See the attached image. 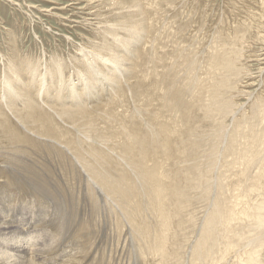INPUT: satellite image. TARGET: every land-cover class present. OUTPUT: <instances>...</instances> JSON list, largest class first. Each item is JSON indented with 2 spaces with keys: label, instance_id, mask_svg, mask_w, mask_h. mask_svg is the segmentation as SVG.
<instances>
[{
  "label": "rangeland",
  "instance_id": "rangeland-1",
  "mask_svg": "<svg viewBox=\"0 0 264 264\" xmlns=\"http://www.w3.org/2000/svg\"><path fill=\"white\" fill-rule=\"evenodd\" d=\"M108 1L0 0V264L227 262L221 208L239 213L264 191V0H144L147 34L120 59L108 58L118 41L106 30L131 0ZM156 159L180 193L162 207L146 170Z\"/></svg>",
  "mask_w": 264,
  "mask_h": 264
},
{
  "label": "bare ground",
  "instance_id": "bare-ground-1",
  "mask_svg": "<svg viewBox=\"0 0 264 264\" xmlns=\"http://www.w3.org/2000/svg\"><path fill=\"white\" fill-rule=\"evenodd\" d=\"M81 1V0H80ZM86 2V1H85ZM145 2L146 1H144V0H131V2H130V4H131V6L132 7H128V6H126V7H128L131 11L133 10V9H136V11L135 10H133L134 11V13L132 14V15H130L131 14V11L129 10L128 11V9L127 8H124L125 7V5L123 6V10H125V12H126V17L125 16H123L122 15V10H117V12H116V10H114L115 12H116V15H117V18H119V20L121 19L122 20V22H123V24H121L120 25V27H118V26H116L115 24H112L113 26L108 30H106L107 32H108V34L110 35V36H108V37H111L114 41H118L117 42V44H115V45H112V47H111V49H110V51H111V53H112V55H111V53H110V56H108V58L109 57H118L119 58V54H116L117 52H119L120 51V48H127L130 44H131V42H132V44L134 43L135 45L137 44V46L141 43V42H143V41H141L142 40V35H143V33H146L147 34V31H148V27H149V23H148V21H147V18H148V15H147V13H146V10H145V8H144V5H145ZM150 3V2H149ZM103 4V3H102ZM129 4V5H130ZM123 5V2H121V1H119V0H109L107 3H106V6L108 7V6H110V7H112V9H115V8H118V7H121ZM96 7V6H95ZM87 8V7H86ZM98 8V7H97ZM109 8V7H108ZM111 10V9H110ZM106 11H107V9H106ZM119 11V12H118ZM100 12V11H99ZM94 13V12H93ZM97 13V12H96ZM130 13V14H129ZM125 14V13H124ZM130 15V17H128ZM114 16V15H113ZM115 18V17H114ZM127 19V20H126ZM129 19V20H128ZM128 21V23L126 24V22ZM108 25V24H107ZM109 25H111V24H109ZM122 25H123V27H122ZM100 27V26H99ZM103 27V26H102ZM107 27V26H106ZM105 27V28H106ZM128 29V31H129V34H128V37H121V36H118L117 34H116V29H118L117 31H119L120 29ZM125 31V30H124ZM127 31V30H126ZM105 33V32H104ZM118 34H119V32H117ZM168 33V32H167ZM106 35H108L107 33H105ZM147 36V35H146ZM115 37V38H114ZM109 39V38H108ZM141 39V40H140ZM105 40H106V38H105ZM107 41V40H106ZM135 41V42H134ZM113 42V41H112ZM138 42V43H137ZM155 43V42H154ZM110 44H109V42L107 43V42H105V43H103L102 44V46L101 47H99V48H102L103 49V51H105V50H107L108 51V48H110V46H109ZM142 45H144V44H142ZM159 47V46H158ZM84 48V47H83ZM115 48V49H114ZM146 48V47H145ZM156 48H157V46H156ZM80 49V48H79ZM97 49V48H96ZM117 49V50H116ZM129 49H130V47H129ZM130 50H132V51H134V53H135V55H136V52H138L139 50H138V47H135L134 49H130ZM94 51H96V50H94ZM94 51H92L91 53H88V55H92V56H94L93 55V53L95 54V56L94 57H97L98 55H97V53H98V51H96V53L94 52ZM100 51H102V50H100L99 49V53H100ZM114 51V52H113ZM125 51V50H124ZM142 51V50H141ZM163 51V50H162ZM128 52V51H127ZM98 53V54H99ZM102 53V52H101ZM100 53V54H101ZM105 54H107V52H104ZM103 53V54H104ZM129 54H130V52H129ZM156 55V54H155ZM85 56L87 57V59L85 58V61H86V63H88V61H90V57L91 56H87V53L85 54ZM102 56V55H101ZM100 56V57H101ZM105 56H107V55H105ZM136 56H138V55H136ZM98 58V57H97ZM97 58H94V59H97ZM102 58V60H103V56L101 57ZM115 58L113 59V60H115ZM140 58V57H139ZM138 58V59H139ZM84 59V58H83ZM82 59V60H83ZM105 59L108 61L109 59H107L106 57H105ZM104 59V60H105ZM120 59V58H119ZM122 59H124L123 57H122ZM212 59H214V57L212 58ZM212 59H210V60H212ZM75 60V59H74ZM103 60V61H104ZM162 60V59H161ZM160 60V61H161ZM109 61H112V60H109ZM122 61V60H121ZM124 61H125V59H124ZM80 62V61H79ZM113 62H115V61H113ZM126 62V61H125ZM129 62V61H128ZM214 62V61H213ZM83 63H85L84 61H83ZM82 63V64H83ZM85 63V64H86ZM123 64H124V62H122ZM127 63V62H126ZM218 63V62H217ZM108 64L110 65V63L108 62ZM114 64V63H113ZM138 64V63H137ZM219 64H220V62H219ZM108 65V66H109ZM115 65V64H114ZM116 65H117V68L120 66V65H118L117 63H116ZM132 65V64H131ZM135 64H133V66H134ZM60 66V65H59ZM83 66H85V65H83ZM101 66V65H100ZM111 66H112V63H111ZM127 66V65H126ZM135 67L136 66H134L133 67V69H134V71H135ZM100 68H102V67H100ZM109 68V67H108ZM129 68H131V70H132V66L131 67H129ZM208 68V67H207ZM60 69V68H59ZM58 69V70H59ZM110 69H111V67H110ZM115 69V68H114ZM137 69V68H136ZM90 70H91V68H90ZM154 70V69H153ZM158 70V69H157ZM210 70V69H209ZM60 71V70H59ZM114 71H116V69L114 70ZM113 71V72H114ZM119 71H121L120 69H119ZM119 71H118V73H119ZM210 71H212V69L210 70ZM14 72V71H13ZM81 72V71H80ZM124 72V71H123ZM133 72V71H132ZM155 72V71H154ZM55 74H54V76L56 75V72H54ZM57 73H58V71H57ZM86 73V72H85ZM106 73H108V72H106ZM115 73V72H114ZM150 73V72H149ZM152 73H153V71H152ZM151 73V74H152ZM162 73H164V72H162ZM15 74V73H14ZM11 75L14 77L15 75H13L12 73H11ZM89 75V74H88ZM87 75V73H86V75L85 76H88ZM90 75H92V74H90ZM138 75V74H137ZM153 75V74H152ZM159 75V74H158ZM16 77V76H15ZM22 77V76H21ZM20 77V78H21ZM79 77V76H78ZM81 77V76H80ZM91 77V76H90ZM120 77V76H119ZM152 77V76H151ZM151 77H150V79H151ZM169 77V76H168ZM174 77V76H173ZM26 78V77H25ZM148 78V77H147ZM112 79V78H111ZM158 79V78H157ZM163 79V78H162ZM176 79V78H175ZM133 80H135V79H133ZM140 80V79H139ZM155 80V79H154ZM12 81V80H11ZM70 81V80H69ZM84 81V80H83ZM86 81V80H85ZM84 81V82H85ZM88 81V80H87ZM91 81V80H90ZM106 81V80H105ZM113 81V80H112ZM114 81H117V80H114ZM148 81V80H147ZM150 81V80H149ZM28 82V81H27ZM60 82V81H59ZM80 82V81H79ZM79 82H78V84H79ZM145 82H146V79H145ZM155 82V81H154ZM198 82V81H197ZM210 82H212V81H210ZM236 82V81H235ZM12 83V82H11ZM10 82H8V87H9V85L11 84ZM36 84V83H35ZM60 84V83H59ZM77 84V83H76ZM84 84V83H83ZM128 84V83H127ZM133 84H135V82L133 83ZM151 84V83H150ZM152 84H154V83H152ZM165 84V83H164ZM74 85V84H73ZM96 85V84H95ZM117 85V84H116ZM138 85V84H137ZM155 85V84H154ZM158 85V84H157ZM160 85V84H159ZM196 85H197V83H196ZM93 86H94V83H93ZM92 86V87H93ZM49 87V86H48ZM85 87V86H84ZM88 87H90V84H88ZM91 87V88H92ZM137 87V86H136ZM11 88V87H10ZM10 88H8V89H10ZM13 88V87H12ZM61 88V87H60ZM90 88V89H91ZM133 88V87H132ZM131 88V89H132ZM138 88V87H137ZM160 88H162L163 89V87H160ZM159 88V89H160ZM165 88V87H164ZM51 89V88H50ZM83 89V88H82ZM134 89V88H133ZM154 89V88H153ZM152 89V90H153ZM157 89V88H156ZM53 90V89H52ZM60 90V89H59ZM63 91L64 90H66V92L67 93H69V95H74V93L76 94V98L74 99L75 101H77V102H79L80 103V101L82 100L81 99V93L80 94H78V90L75 88V87H69V88H64V89H62ZM138 90V89H137ZM151 90V91H152ZM210 90V89H209ZM10 95L11 94H14V95H17L15 92H14V90L12 91L11 89H10ZM19 91V90H18ZM26 91V90H25ZM51 91V90H50ZM92 92L94 91V90H91ZM150 91V90H149ZM212 91V90H211ZM19 92H22V93H25L24 91H19ZM95 92V91H94ZM133 92H134V90H133ZM194 92H195V90H194ZM214 92V91H213ZM18 93V92H17ZM53 93V92H52ZM55 93V92H54ZM119 93V92H118ZM125 93V92H124ZM165 92H164V89H163V94H164ZM193 93V92H192ZM122 94V93H121ZM134 94V93H133ZM138 94V93H137ZM154 94V93H153ZM22 95V94H21ZM56 95H58L59 97L61 96V92H59V93H57ZM106 95V94H105ZM162 95V94H161ZM195 95H196V93H195ZM199 95V94H198ZM203 95V94H202ZM201 95V96H202ZM212 95V94H211ZM18 96H20V94L18 95ZM23 96H25V95H23ZM67 96H68V94H67ZM75 96V95H74ZM102 96V95H101ZM136 96V95H135ZM165 96V95H164ZM193 96V95H192ZM197 96V95H196ZM209 96V95H208ZM96 97V96H95ZM125 97V96H124ZM165 97H167V96H165ZM180 97V96H179ZM194 97V96H193ZM8 98H10V97H8ZM8 98H7V100H8ZM19 98V97H18ZM123 98V97H122ZM138 98V97H137ZM150 98H152V97H150ZM149 98V99H150ZM215 98H217V97H215ZM20 99V98H19ZM26 99V98H25ZM24 99V100H25ZM29 99H30V97H29ZM81 99V100H80ZM103 99V98H102ZM107 99V98H106ZM139 99V98H138ZM141 99V98H140ZM165 99V98H164ZM212 99V98H211ZM9 100H11V99H9ZM6 101V103H11V104H14L15 102L13 101V102H11V101ZM16 100V99H15ZM20 100H22V99H20ZM30 100H32V99H30ZM159 100V99H158ZM197 100V99H196ZM5 101H4V103H5ZM23 101V100H22ZM110 101V100H109ZM113 101V100H112ZM152 101V100H151ZM208 101V100H207ZM217 101V100H216ZM229 101V100H228ZM25 102H26V100H25ZM24 102V103H25ZM29 102H31V101H29ZM144 102V101H143ZM157 102V101H156ZM194 102V101H193ZM199 102H200V100H199ZM198 102V103H199ZM206 102V101H205ZM214 102H215V100H214ZM27 103H28V101H27ZM72 103V102H71ZM82 103V102H81ZM108 103V102H107ZM106 103V104H107ZM110 103H112V102H110ZM168 103H170V102H168ZM167 103V104H168ZM203 103V102H202ZM210 103V102H209ZM218 103V102H217ZM66 104V103H65ZM87 104H89V103H87ZM113 104V103H112ZM142 104V103H141ZM148 104V103H147ZM159 104V103H158ZM174 104V103H173ZM219 104V103H218ZM76 105V104H75ZM105 105V104H104ZM36 111L37 112H39V109H36ZM77 111V112H76ZM63 112H66V111H63ZM71 112H73V114L75 115V113H77V115L81 112L80 110H79V108H77V109H73ZM83 112V111H82ZM262 113H263V111H262ZM34 114H35V110H34ZM76 115V117H79V116H77ZM83 116H85L84 114H83ZM82 116V117H83ZM17 117L18 118H20V120L22 119V116L19 114V115H17ZM81 118V117H80ZM86 119V118H85ZM87 120V119H86ZM162 123V122H161ZM160 125V124H159ZM162 127V124L160 125V128ZM165 128V127H164ZM260 136V135H259ZM262 137V136H261ZM259 139H260V137H259ZM238 145V144H237ZM169 147V146H168ZM171 147V146H170ZM237 147V146H236ZM263 149V148H262ZM161 151H162V153H164V152H166V151H168V148H167V144L165 145H162L161 146V149H160ZM171 151V150H170ZM236 152V151H235ZM242 153H243V151H242ZM166 154H168V153H166ZM165 154V155H166ZM170 154V153H169ZM241 154V153H240ZM245 154V153H244ZM247 154V153H246ZM164 156V155H163ZM255 156V155H254ZM161 156H159V158H160ZM241 157H242V154H241ZM165 158V157H164ZM167 158V157H166ZM235 158V157H234ZM254 158V157H253ZM238 159V158H237ZM157 160V159H156ZM160 160V159H159ZM159 160H157V161H155L154 162V164L152 165V166H150V167H147L146 168V170H147V172L149 173V175L153 178V179H150V182L152 183V186H153V191L154 192H152V193H155L154 195H155V197H156V200L159 202V205L162 207V199L165 197V194L166 195H168V193H171L172 195L174 194V190H175V188L177 189V193L179 192L178 191V187H177V183H175V181L173 182L172 180H165L163 177H162V171H160L161 170V167H163V166H165V165H163V166H161V164H160V162H159ZM244 160V159H243ZM246 160V159H245ZM142 162H143V160H142ZM250 162H251V159H250ZM144 163V162H143ZM164 163V162H163ZM253 163V162H252ZM165 164V163H164ZM251 164V163H250ZM264 164V163H263ZM234 165V164H233ZM242 165V164H241ZM259 165V164H258ZM237 166V165H236ZM166 167V166H165ZM240 167V166H239ZM238 167V168H239ZM260 167V166H259ZM258 167V169H260ZM167 168V167H166ZM243 168V167H242ZM241 168V169H242ZM169 169V168H168ZM240 169V168H239ZM246 171V170H245ZM197 173V172H196ZM237 173V172H236ZM239 173V172H238ZM234 174V173H233ZM231 175V178H232V174H230ZM241 175V174H240ZM248 175V174H247ZM251 175V174H250ZM164 176V175H163ZM249 176V175H248ZM253 176V175H252ZM251 177V176H250ZM249 177V178H250ZM248 178V177H247ZM257 178H260V177H257ZM248 180V179H247ZM179 182V181H178ZM260 182V181H259ZM231 183V182H230ZM251 183V182H250ZM254 184V183H253ZM258 181L256 180V182H255V189H253L252 191H258L259 190V186H258ZM251 185V184H250ZM248 186V185H247ZM44 187V186H43ZM252 187H253V185H252ZM261 187V186H260ZM128 188V187H127ZM126 188V189H127ZM236 189H237V187H236ZM252 189V188H251ZM262 189V188H261ZM45 190H46V188H45ZM122 190V189H121ZM221 190V189H220ZM263 190H264V188H263ZM119 191V190H118ZM126 191V190H125ZM125 191H123L124 193H125ZM150 191H152V190H150ZM181 191V190H180ZM219 191V190H218ZM249 191V190H248ZM251 191V192H252ZM254 191V192H255ZM122 192V193H123ZM173 192V193H172ZM226 192V191H225ZM250 192V191H249ZM262 192H264V191H260L259 190V192H258V195H257V193H256V200L254 201V202H252L253 200H251L250 201V199H247L244 203H246V207L245 208H241V209H234V210H239V213H237L236 211H233L232 212V207H230V209L229 208H226V210H224V209H222L221 208V215H222V223H220V226H218V227H221V225H222V227H221V237H224V235L226 236L227 235V233H228V235L226 236V237H229L228 238V240H229V245L228 246H230V248H233V249H235V253H234V255L232 256V257H229V259H227L228 261L226 262L224 259V263H222V264H262V260H260V250L262 249V247H263V245H264V199H261V201H259V199L260 198H262L263 197V194L264 193H262ZM151 193V192H150ZM237 193V192H236ZM179 195H180V193H178ZM225 194V193H224ZM255 194V193H254ZM123 196V194H120V196ZM127 195V194H126ZM189 195V194H188ZM221 195V194H220ZM239 195V194H238ZM122 196H121V198H122ZM169 197H172V196H169ZM225 197V196H224ZM236 197V196H235ZM241 197V196H240ZM249 197V196H248ZM233 198V197H232ZM247 198V197H246ZM253 198V197H252ZM123 200H124V198H122ZM183 199H184V197H183ZM219 199V198H218ZM186 200V199H185ZM215 200V199H214ZM177 201V200H176ZM175 201V202H176ZM216 201V200H215ZM221 201V200H220ZM242 201V200H241ZM172 202V204L174 203L173 201H171ZM219 201H217V202H215V203H218ZM229 202V201H228ZM222 203V202H221ZM221 203H219V205L221 204ZM224 203V202H223ZM230 203H232V202H230ZM237 203H239V202H237ZM242 203V202H241ZM240 203V204H241ZM171 204V205H172ZM175 204V203H174ZM226 204V203H225ZM219 205H218V207H219ZM234 205H236V204H234ZM243 205V204H242ZM225 206V205H224ZM223 206V208H225ZM233 206V205H232ZM236 206H238V208H239V205H236ZM235 206V207H236ZM172 208H173V206H171ZM217 207V206H216ZM216 207H214V208H216ZM222 207V206H221ZM210 213V212H209ZM174 214V213H173ZM179 214V213H178ZM214 214V213H213ZM159 215L161 216V217H163V221H164V223H166V221H167V217L169 216V212L168 211H163L162 212V208H161V210L159 211ZM215 215V214H214ZM214 215H212V216H214ZM217 215V214H216ZM243 215V216H242ZM179 216H180V214H179ZM209 216V215H208ZM240 216H242V217H248V218H250V217H252L251 219H248L247 220V223H244L243 222V219L244 218H241ZM174 217H176L175 215H174ZM184 218V217H183ZM208 218V217H207ZM210 218V217H209ZM213 218V217H212ZM176 219H177V217H176ZM215 219H216V217H215ZM214 219V220H215ZM169 220V219H168ZM179 220H180V218H179ZM188 220H190V219H188ZM210 220H212V219H210ZM143 221V220H142ZM170 221V220H169ZM169 221H167V222H169ZM216 222H217V220H215ZM144 222H145V219H144ZM160 222H161V224H162V228L164 229V227H163V223H162V221H161V219H160ZM177 222V221H176ZM182 222V221H181ZM213 222V221H212ZM215 222V223H216ZM220 222V221H219ZM146 223H147V221H146ZM178 223H179V221H178ZM185 223V222H184ZM205 223V222H204ZM209 223H210V221H209ZM215 223H213V224H215ZM147 224H149V223H147ZM179 224H181V223H179ZM203 224V223H202ZM213 224H211V225H213ZM217 224H219V223H217ZM143 225V224H142ZM154 225H157V224H154ZM153 225V226H154ZM160 224H158V226H159ZM167 225H169L168 223H167ZM203 225H205V224H203ZM206 225H208V226H205L206 228H204V231L202 232V233H204V232H206L207 231V229L210 227V225L209 224H206ZM150 226V225H149ZM157 226V227H158ZM161 226V225H160ZM217 226H215V227H217ZM155 227V226H154ZM156 227V228H157ZM177 227V226H176ZM202 227V226H201ZM212 227V226H211ZM210 227V228H211ZM213 227H214V225H213ZM214 227V228H215ZM3 228V227H2ZM135 228H136V225H135ZM147 228V227H146ZM149 228H151V227H149ZM26 229V228H25ZM139 229V228H138ZM178 229V228H177ZM180 229V228H179ZM213 229V228H212ZM218 229V228H217ZM19 230V229H18ZM140 230V229H139ZM214 230V229H213ZM14 231V230H13ZM144 231H146V230H144ZM160 231H162V230H160ZM201 231H202V229H201ZM253 231H254V234H253ZM146 232H148V231H146ZM145 232V233H146ZM208 232L209 231H207L206 233L208 234ZM215 232V231H214ZM218 232V231H217ZM142 233V232H141ZM182 233V232H181ZM199 233V232H198ZM249 233V234H248ZM143 234V233H142ZM147 234V233H146ZM6 235V234H5ZM174 235H176V234H174ZM203 235V234H202ZM204 235H205V233H204ZM142 236V235H141ZM145 236V235H144ZM168 236V235H167ZM166 236V237H167ZM190 236V235H189ZM200 236H201V234H200ZM206 236H208V235H206ZM219 236V235H218ZM165 237V238H166ZM179 237V236H178ZM199 237V236H198ZM202 238H204L203 236H201ZM217 237V236H216ZM220 237V236H219ZM168 238V237H167ZM175 238V237H174ZM177 238V237H176ZM2 239V238H1ZM173 239V238H172ZM178 239V238H177ZM207 241H209L210 242V240H209V237H207ZM212 239H214L213 237H212ZM216 239H218V238H216ZM216 239H214V240H216ZM166 240V239H165ZM176 240V239H175ZM199 240V239H198ZM213 240V241H214ZM222 240V239H221ZM244 240H246L245 242H243ZM165 242V241H164ZM164 242H162L161 243V246H160V249H159V251H161V252H166L165 251V244L166 243H164ZM200 242V241H199ZM227 242V241H226ZM149 243V242H148ZM151 243V242H150ZM216 243V242H215ZM9 244H10V242H9ZM145 244V243H144ZM209 244V243H208ZM207 244V245H208ZM214 244V243H213ZM223 244V243H222ZM244 244H249L250 246L249 247H245L244 249H243V246L242 245H244ZM146 245V244H145ZM173 245V244H172ZM201 245V244H200ZM200 245H199V247H200ZM207 245H205V246H207ZM176 246H177V244H176ZM179 246V245H178ZM203 246V245H202ZM211 246H212V244H211ZM211 246L210 247H208V249L209 248H211ZM246 246V245H245ZM9 247V246H8ZM173 247V246H172ZM213 247V246H212ZM147 248V247H146ZM150 248V247H149ZM227 248V247H226ZM7 249V248H6ZM212 250H213V248H211ZM232 249V250H233ZM148 251H149V249H147ZM210 250V249H209ZM209 250H208V255H209V253H211V252H209ZM226 250V249H225ZM228 250H229V248H228ZM7 251V250H6ZM173 251V250H172ZM217 251V250H216ZM231 251V250H230ZM212 252H214V251H212ZM226 252H227V250H226ZM5 255H7L8 256V254L6 253V252H4L3 250H0V260H7L8 258H4V256ZM160 255V254H159ZM165 255V254H164ZM211 255H213V254H211ZM11 256V255H10ZM16 256V255H15ZM21 256V255H20ZM224 256H226V254L224 255ZM9 257V256H8ZM160 258H161V256H159ZM204 257V256H203ZM202 257V258H203ZM209 257H211V256H209ZM213 257H214V255H213ZM163 258V257H162ZM161 258V259H162ZM176 258V257H175ZM178 258V257H177ZM167 259V258H166ZM214 259V258H213ZM211 260V259H210ZM211 261H213V260H211ZM210 261V262H211ZM218 261H221V260H218ZM213 262H216V261H213ZM3 263V262H2ZM4 264V263H3ZM217 264H218V262H217Z\"/></svg>",
  "mask_w": 264,
  "mask_h": 264
}]
</instances>
